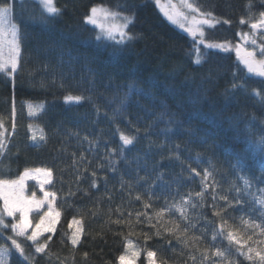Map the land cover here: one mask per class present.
Returning a JSON list of instances; mask_svg holds the SVG:
<instances>
[{
    "label": "trees",
    "instance_id": "obj_1",
    "mask_svg": "<svg viewBox=\"0 0 264 264\" xmlns=\"http://www.w3.org/2000/svg\"><path fill=\"white\" fill-rule=\"evenodd\" d=\"M53 2L61 14L45 19L35 0H14L12 22L19 29L21 55L15 73H0V121L7 137L0 178L15 179L25 168L52 169L49 190L56 194L53 203L60 213L54 232L39 237L40 243L52 237L44 253H35L25 237H17L18 242L35 256V264H119L126 239L140 250L135 264H148L146 250L157 253V264H192L189 252L200 264L201 253L216 248L234 264H253L238 254V245L229 244L226 233L247 228L241 217L262 219L241 177L251 188L264 189V154L258 148L264 139V100L252 93L264 92V78L247 74L231 51L206 48L173 27L155 0ZM190 2L219 21L204 28L207 43L235 44L240 33L250 31L241 18L255 20L264 11L260 0ZM95 5L131 17L126 32L133 39L120 44L97 40L96 29L84 22ZM194 43L203 54L199 65L196 54L189 55ZM233 83L246 87L233 88ZM69 95L83 99L66 102ZM27 104L41 107L29 116ZM33 132L36 141L30 138ZM121 133L133 143L123 145ZM206 170L211 174L207 181ZM204 183L209 188L197 197ZM221 195H228L233 207L221 213L227 223L213 241L222 223L213 211L226 206ZM185 199L190 201L187 221L173 209L156 228L143 215L137 223L138 212L155 223L156 211ZM74 218L83 227L75 248L69 240L77 227H69ZM4 219L10 227L13 218ZM171 221L189 228L188 247L164 232L161 224L172 227ZM0 233L10 246V229ZM144 233L151 239L145 240ZM12 259L26 264L14 250Z\"/></svg>",
    "mask_w": 264,
    "mask_h": 264
},
{
    "label": "snow or ice",
    "instance_id": "obj_2",
    "mask_svg": "<svg viewBox=\"0 0 264 264\" xmlns=\"http://www.w3.org/2000/svg\"><path fill=\"white\" fill-rule=\"evenodd\" d=\"M42 9V16L47 19L51 17H55L61 14V10L55 7L53 0H35ZM260 3L264 5V0H260ZM157 6L160 8V11L163 15L173 23H177L179 20L188 21L189 16L183 11V9H187L189 13H200L203 19H197L195 16H192L189 26L185 28V31L189 32L193 37H196L199 34L200 44H204L205 33L200 30L199 25L207 24L212 26L214 23H218L219 21L213 17L211 12L203 13L198 6H195L190 0H180L179 5L171 3L169 0L168 4H161L160 0H156ZM13 7L14 0H0V73L11 76L18 70L19 59L21 55V47L19 43V29L17 24L13 23ZM84 22L88 25L95 26L98 29V34L96 39L99 40L101 38H106L108 40H115L117 44L124 43L126 40H132L133 37L130 36L126 29L129 24L132 23V18L127 15H121L120 12L111 11L104 7L93 6L90 9V13L85 15ZM224 23H229L228 20H224ZM241 24L248 23L250 29L252 30V34L249 33H240L242 39L245 43H250L254 47L250 50L247 47H242L240 45L235 46V52L239 64L243 65L244 69H246L247 74H251L255 77L264 78V44H257V40L255 39V34L257 29H264V11H260L258 14V18L253 20V17L250 15L248 19L241 18ZM182 28L185 25L180 24ZM117 35L119 39H117ZM206 48H219L224 51L229 50V45L227 42L217 44V43H207L205 44ZM7 50V51H5ZM195 53L194 63L201 64L203 54L200 52L199 47L194 43V47L192 53ZM239 69H237V72ZM236 73H234V78ZM243 79V78H241ZM233 88H243L246 87V84H237L233 83ZM252 93L255 96H260L262 100H264V92L257 91L256 89H252ZM81 96H66L65 101H76L79 102L82 100ZM41 106H34L32 104H27L28 115L34 116L36 112L39 110ZM13 116H15V109L13 108ZM15 129V124H13V130ZM29 131L32 130V125L28 126ZM6 129L3 121H0V156L5 154L6 145H7V137L5 135ZM31 140L36 141L37 136L36 133L33 132V135L30 137ZM40 140H45L46 137L43 135V131L41 130V134L39 136ZM120 140L123 142V145H130L133 143V138L127 136L123 133L120 134ZM261 153L264 154V139L261 140L260 145ZM83 159V156H81ZM75 163V160L73 161ZM235 167V166H234ZM195 172V169H192ZM199 175V173H196ZM211 174L206 170L204 172L203 179L207 181L208 177ZM95 176V173H93ZM53 177V170L50 168H35L28 169L25 168L23 172L19 174V176L15 179L8 178H0V201H2V206H0V229H8L9 224L5 221V217L13 218V222L11 223V232L12 235L7 236L6 240L11 242L9 246L7 243L0 244V264H10V258L13 255V250L15 253L19 254V257L22 258L26 264H35V256L30 255L25 251V247L18 242L17 237H25L26 240L32 242V246H34L35 253H44L47 248V241L52 239L51 236L47 238L44 243L39 242V237L44 232H54L56 219L60 216V213L55 210L52 205V201L56 199V194L53 192H48L44 190L45 184H51ZM79 180V177H77ZM243 179L244 189H248L251 187V182L248 179ZM28 180H36L40 191L43 192V197L37 199L36 193L33 192L32 195L26 196L25 189L27 187L26 181ZM95 180L92 182V187H95ZM209 185L207 183L203 184V189L201 192L196 193L197 197L202 198L204 195V190H207ZM235 191L237 194L241 192L240 188H236ZM264 193V189L260 190ZM213 201H216L217 194L215 190L212 193ZM137 200H140L141 197L137 195ZM220 200L225 201V208H221L220 210L213 211V215L216 217H220L222 223L219 225V233L215 230L212 233L213 241L216 239L217 235H223L226 220L223 219L221 213L225 212L228 207H233V201L229 200L228 195L219 196ZM253 200L256 205H259V208L262 213H264V195L260 197H256L253 194ZM190 203L188 199H185L183 203L174 204L172 206L161 208L155 212L156 222L152 223V217L148 216L147 213H137V223L140 222V217L143 215L146 217L149 225L152 228H156L157 224H160L161 220L165 216L166 213H171L173 209L179 213L181 219L187 221V208L186 205ZM241 200L239 198L235 199V204H240ZM47 206V211L44 212L43 215L40 216L39 222L35 224V227H32L31 222L29 220V213L36 212L37 214ZM150 203H145L144 207L149 208ZM195 207V205H193ZM214 209L216 208V204L213 203L211 205ZM255 210V209H254ZM117 211H120L118 208ZM18 214V220L16 219ZM131 216V213H129ZM241 221L244 225L252 228L253 230H259V235L264 236V223H256L253 220H246L241 217ZM114 223H124L123 220H116ZM172 227H166L161 224V227L164 228V232L168 235L176 236L178 240H182L185 247H188L189 240L186 238L187 233L189 232L188 227L181 228V225L176 221H171ZM77 225L76 229L72 232L71 236H69V240L72 246H75L81 242V235L83 234V227L81 225V221L77 219H73L69 224L71 228L72 225ZM191 227H195V225H191ZM31 228V234H27L29 229ZM2 235V233H0ZM155 235L157 237L161 236V232L159 229L156 230ZM144 239L148 240L151 237L144 233ZM200 237H194L193 240H200ZM226 239L229 241V244H237L240 245L237 248V252L240 256H244L245 259L249 261H253V264H264V248L257 249L251 246L247 247V251L245 252L243 248L246 246L242 244L241 240L238 238V235L233 231H227ZM249 240L252 239L251 236L248 237ZM170 244V242H169ZM195 247V244H193ZM199 251V249H197ZM84 257L87 258L88 253L85 252ZM140 255V250L133 243L131 239H126L124 243V252L119 255L118 261L119 264H135L137 257ZM157 253L152 250H146V259L148 264H157L156 260ZM212 257L220 258L221 260L226 259L225 251H222L220 248H216L214 251L209 254L208 250H204L201 253L200 264H215ZM188 259L192 261V264H197V257L189 252ZM160 264H167V261H161ZM230 264H234V262H230Z\"/></svg>",
    "mask_w": 264,
    "mask_h": 264
},
{
    "label": "rangeland",
    "instance_id": "obj_3",
    "mask_svg": "<svg viewBox=\"0 0 264 264\" xmlns=\"http://www.w3.org/2000/svg\"><path fill=\"white\" fill-rule=\"evenodd\" d=\"M191 1V0H190ZM160 3L161 4H168L169 3V0H160ZM171 3L173 4H177L179 5L180 3V0H171ZM155 5L158 9V11L160 12V14L173 26L175 27L176 29L186 33L187 35H189L190 37L192 38H196L197 42L199 43V40H200V37H199V34H197L196 37H193L189 32L185 31V28L189 26V23L191 21V18L192 16H195L197 19H203L205 17H202L200 14L198 13H189L187 9H183V11L189 16V20L188 21H184V20H179L177 23H173L172 21H169L164 15L163 13L160 11V8L157 6L156 4V0H155ZM97 7H102L100 5H95ZM184 24L185 27L182 28L180 26V24ZM93 26V25H92ZM206 26H209L207 24H201L199 25V28L201 31L204 32V28ZM95 28V26H93ZM96 29V28H95ZM96 32L98 34V29H96ZM246 33H249V35L252 34V30L250 29V31L246 32ZM105 40H108L106 38H103ZM117 39H119V36L117 35ZM255 39L257 40V44H264V29H257L256 30V34H255ZM115 41V40H113ZM207 44V42H204V45ZM217 44H221V43H217ZM229 45V50L228 51H231L234 56L236 57L237 59V56H236V52H235V46L237 45H240L242 47H247L249 48L250 50L254 47L253 45H251L250 43H245V41L242 39L241 35L238 36V41L233 44V45ZM211 49H217V50H222V49H219V48H211ZM7 51V50H5ZM224 51V50H222ZM238 60V59H237ZM243 66V65H242ZM246 70V69H245ZM259 148V146H258ZM23 172V171H22ZM26 189H25V195L26 196H31L33 192L36 193V196H37V199L39 198H42L43 197V192L40 191V188H39V185L37 183L36 180H28L26 181ZM49 185L50 184H45L44 185V190L45 191H48V192H51L49 190ZM252 196L253 198V194L254 196L256 197H260L261 195H263L261 193L260 190H255L253 188H248L246 189ZM52 205L54 207V203L52 201ZM256 205V204H255ZM0 206H2V201H0ZM256 207L258 208L259 210V213L262 215V219L260 220H257L255 221L256 223H264V213L261 212L260 208H259V205H256ZM55 208V207H54ZM56 210V209H55ZM47 211V206L45 205V207L37 214L36 212H32V213H29V220L31 222V225L32 227H35V224L39 222V218L41 215L44 214V212ZM5 218H11V217H5ZM18 214H17V217L16 219L18 220ZM57 220V219H56ZM10 229V232H11V227H9ZM228 231H233L234 233H236L238 235V238L241 240L242 244H245L246 246L243 248V250L246 252L247 251V247L248 246H251V247H254V248H257L258 250L261 249V248H264V236H261L259 235V230H253L252 228L248 227L247 228H244V229H240V230H234V229H230ZM12 233V232H11ZM45 233V232H44ZM27 234H31V228L29 229V232ZM3 235H0V244H4L5 241L3 240ZM226 236H227V233H226ZM251 236L252 239L249 240L248 237ZM235 244V243H234ZM237 245V244H236ZM240 247V245H238ZM13 262V263H12ZM218 262L219 264H230V262H232L228 257L224 260H221L220 258H218ZM10 264H15L14 262V259H12V257L10 258ZM17 264H20V263H17Z\"/></svg>",
    "mask_w": 264,
    "mask_h": 264
}]
</instances>
